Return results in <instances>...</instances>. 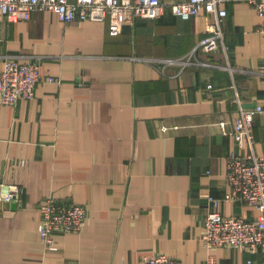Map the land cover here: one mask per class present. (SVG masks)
<instances>
[{
    "label": "crops",
    "instance_id": "0c3cea01",
    "mask_svg": "<svg viewBox=\"0 0 264 264\" xmlns=\"http://www.w3.org/2000/svg\"><path fill=\"white\" fill-rule=\"evenodd\" d=\"M224 5L228 60L223 50L200 52L206 66L162 60L187 56L210 34V13L186 19L168 6L112 35L109 19L62 22L36 10L12 21L0 9V74L6 56L17 54L62 78L39 82L32 99L0 103V194L22 189L18 200L0 202V264L40 262V204L48 196L88 210L79 232L55 234L51 264H137L155 252L187 264H264L261 249H210L203 241L216 208L209 196L225 215L259 214L227 199L235 140L220 121L233 130L238 96L246 107L264 102V32L248 0ZM254 137L264 154V115Z\"/></svg>",
    "mask_w": 264,
    "mask_h": 264
},
{
    "label": "built area",
    "instance_id": "2783aa9c",
    "mask_svg": "<svg viewBox=\"0 0 264 264\" xmlns=\"http://www.w3.org/2000/svg\"><path fill=\"white\" fill-rule=\"evenodd\" d=\"M227 0H180L166 4L162 0H0V9L12 21L28 20L36 10L54 12L60 21L72 22L75 19L105 21L109 19V31L117 35L124 24L136 18L154 19L162 16L169 6L175 14L183 18L210 13L214 21L210 34L205 36L187 56L166 58L165 65H210L199 60L198 54L223 50L228 60L229 46L225 42L223 24L228 14L224 3ZM260 16L259 30L264 32V0H248ZM165 67V66H164ZM229 69L233 67L228 65ZM47 80L61 83L58 76H45L36 61H24L21 55H7L0 74V103L16 105L22 99L35 97L36 86ZM209 88H213L210 83ZM238 115L233 130L226 128V121L220 126L226 134L234 137L235 148L227 155L226 178L230 185L228 200L242 201L255 207L259 214L255 218L225 215L218 206L220 199L209 196L216 208L205 219L204 244L210 248L232 246L241 250L264 251V154L256 149L254 123L258 114L264 115V102L246 107L238 96ZM22 189L14 186L12 190L0 194V202L18 200ZM42 220L39 231L44 243V256L38 264H51L46 256L59 249L55 234L79 232L86 224L87 207L79 203H61L54 196H48L40 204ZM137 264H187L179 257L165 252L144 254ZM210 264H215L210 263Z\"/></svg>",
    "mask_w": 264,
    "mask_h": 264
}]
</instances>
